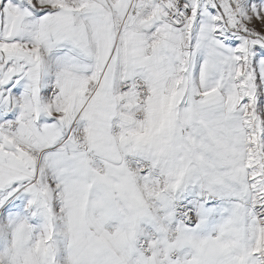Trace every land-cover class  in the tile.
I'll return each instance as SVG.
<instances>
[{
	"label": "snow or ice",
	"instance_id": "obj_1",
	"mask_svg": "<svg viewBox=\"0 0 264 264\" xmlns=\"http://www.w3.org/2000/svg\"><path fill=\"white\" fill-rule=\"evenodd\" d=\"M0 264H264V0H0Z\"/></svg>",
	"mask_w": 264,
	"mask_h": 264
}]
</instances>
